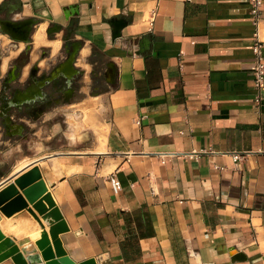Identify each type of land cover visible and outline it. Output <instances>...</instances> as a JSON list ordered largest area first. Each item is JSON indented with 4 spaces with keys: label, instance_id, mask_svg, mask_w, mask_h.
Instances as JSON below:
<instances>
[{
    "label": "crops",
    "instance_id": "1",
    "mask_svg": "<svg viewBox=\"0 0 264 264\" xmlns=\"http://www.w3.org/2000/svg\"><path fill=\"white\" fill-rule=\"evenodd\" d=\"M69 7L77 12L65 19ZM0 14L39 17L44 31L70 26L81 42L77 63L88 69L83 57L93 53L103 77L104 91L92 97L103 145L80 143L77 127L64 132L67 145L13 164L2 163L10 152L0 150V190L39 167L67 226L57 237L71 260L264 264V86L257 107L248 0H0ZM117 21L125 25L113 38ZM235 152L244 153L237 163ZM28 208L48 233L29 202L9 216L0 211V222L40 227ZM1 232L37 248L24 231Z\"/></svg>",
    "mask_w": 264,
    "mask_h": 264
},
{
    "label": "flooded vegetation",
    "instance_id": "2",
    "mask_svg": "<svg viewBox=\"0 0 264 264\" xmlns=\"http://www.w3.org/2000/svg\"><path fill=\"white\" fill-rule=\"evenodd\" d=\"M0 20L22 21L1 14ZM40 22L18 33L26 41L11 38L0 27V36L10 41L4 47L0 39V150L10 152L3 156L7 165L21 154L67 145L64 132L72 130L67 115L79 114L76 105L104 91L103 77L95 76L93 53L83 57L88 69L77 63L81 42L72 39L71 27L64 28L60 37L57 32L46 34L49 41L60 40L53 53L51 46L34 43ZM88 142L89 137L81 143Z\"/></svg>",
    "mask_w": 264,
    "mask_h": 264
},
{
    "label": "water",
    "instance_id": "3",
    "mask_svg": "<svg viewBox=\"0 0 264 264\" xmlns=\"http://www.w3.org/2000/svg\"><path fill=\"white\" fill-rule=\"evenodd\" d=\"M69 8L71 9L69 13L64 12L65 19H68L69 16L75 15L77 12L76 10H73L72 7ZM38 18L39 17H31L17 23L0 20V27L5 33L11 36V38L26 41V37H20L18 33L27 31L30 26L37 24L39 20ZM124 25L125 23L121 21H117L113 24V38L120 36V30ZM60 30H64V27L59 23H53L52 27L46 29V34L50 35L51 33L59 32ZM15 185L22 190V194L27 201L18 193ZM27 202H29L38 214L41 215L42 219L48 222V234L50 239L46 238L44 240L45 243L42 245L36 244L37 248L40 250L39 254L37 248L29 243L30 240L28 237L18 239L15 242L12 238L5 236L0 230V261L11 257L14 264L93 263V259L76 263L66 255L65 250L62 248L57 235L60 232L66 231L67 226L62 219L59 209L55 205L50 192H47V186L38 166H33L27 172L17 177L14 183L8 184L0 190V211L6 216H9L10 210L15 209L16 211L27 207ZM28 211L38 221L40 227L44 228V224L31 208H28Z\"/></svg>",
    "mask_w": 264,
    "mask_h": 264
},
{
    "label": "rangeland",
    "instance_id": "4",
    "mask_svg": "<svg viewBox=\"0 0 264 264\" xmlns=\"http://www.w3.org/2000/svg\"><path fill=\"white\" fill-rule=\"evenodd\" d=\"M43 32H44V36L47 37L44 29H43ZM57 36L60 37L59 35ZM0 37H1L0 39L2 41L3 46L4 47L7 46L8 43L10 42L9 38L6 35L0 36ZM93 96L94 95H91L86 100H84L82 103H80L79 105H76V107L79 109V114H73L69 116L67 115V117H68L69 123L72 124L70 125L71 128L80 127V129L82 130L81 132L84 133L83 134L85 137L84 139H87V137H89L90 142L95 140V142L101 146L104 144L106 140V128H105L103 119L102 120L94 119L95 109H96L95 107L98 106V101L92 98ZM84 128L89 129V130L85 131ZM81 141L82 140H80V143ZM0 229L4 233L15 232L16 235L24 231L33 241H35V244H38L37 241L39 240H43L44 238L49 239L50 237L47 233L45 226L44 228H40L37 226H31L30 231H25L23 225L19 226V225L8 224L7 222L5 223L0 222Z\"/></svg>",
    "mask_w": 264,
    "mask_h": 264
},
{
    "label": "built area",
    "instance_id": "5",
    "mask_svg": "<svg viewBox=\"0 0 264 264\" xmlns=\"http://www.w3.org/2000/svg\"><path fill=\"white\" fill-rule=\"evenodd\" d=\"M263 0H248L249 19L252 26L251 33V53H252V77H253V101L258 107L262 101L261 90L264 86V42L262 34L264 29L261 26V10ZM153 13L150 14L147 22L152 25ZM244 153L235 152L232 154L233 161L237 163ZM110 187L114 195L120 191V184L114 175L109 177Z\"/></svg>",
    "mask_w": 264,
    "mask_h": 264
},
{
    "label": "bare ground",
    "instance_id": "6",
    "mask_svg": "<svg viewBox=\"0 0 264 264\" xmlns=\"http://www.w3.org/2000/svg\"><path fill=\"white\" fill-rule=\"evenodd\" d=\"M43 24L39 25L38 28H36L34 34H33V39H34V43L35 45H40V44H44V45H49L52 48V51L55 52L59 45H60V40H53V41H49L46 39V37L44 36V32H43ZM45 238L42 240L44 241Z\"/></svg>",
    "mask_w": 264,
    "mask_h": 264
}]
</instances>
